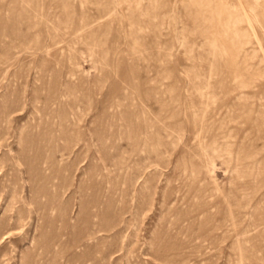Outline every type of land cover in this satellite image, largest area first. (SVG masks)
<instances>
[{
	"label": "rangeland",
	"instance_id": "rangeland-1",
	"mask_svg": "<svg viewBox=\"0 0 264 264\" xmlns=\"http://www.w3.org/2000/svg\"><path fill=\"white\" fill-rule=\"evenodd\" d=\"M0 264H264V0H0Z\"/></svg>",
	"mask_w": 264,
	"mask_h": 264
}]
</instances>
